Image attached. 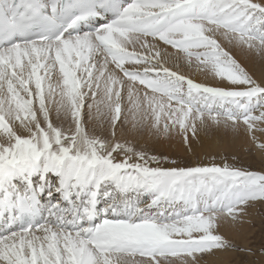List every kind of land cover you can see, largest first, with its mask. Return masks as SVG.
Returning <instances> with one entry per match:
<instances>
[{
    "label": "snow or ice",
    "instance_id": "1",
    "mask_svg": "<svg viewBox=\"0 0 264 264\" xmlns=\"http://www.w3.org/2000/svg\"><path fill=\"white\" fill-rule=\"evenodd\" d=\"M234 51L264 60V0H0V264H227L220 229L264 206V174L136 145L264 134Z\"/></svg>",
    "mask_w": 264,
    "mask_h": 264
},
{
    "label": "rangeland",
    "instance_id": "2",
    "mask_svg": "<svg viewBox=\"0 0 264 264\" xmlns=\"http://www.w3.org/2000/svg\"><path fill=\"white\" fill-rule=\"evenodd\" d=\"M164 47L168 46L160 45L161 51L164 50ZM167 51L175 53V51H169V49ZM233 55L241 64L246 66L245 68L248 69V72L257 82L261 81L258 77L259 67H257V65L264 60L256 55H243L239 51H234ZM194 64L195 62H193V65ZM166 66L173 71H177L179 74L193 79L195 82L221 86L217 83V80H214L211 76L196 71L194 66L190 68L182 59L176 63H174L172 59H169ZM136 67L142 70L143 66ZM54 114L55 112L52 113V116L54 122H56ZM255 114L258 115V113ZM258 127H264V125H258ZM89 130L91 131L90 124ZM243 131H245L243 125H241L236 132H233L231 129H224L223 127L219 129L210 127L206 130H201L199 138L191 140V149L183 145V153L181 150L177 151L176 147L169 145V141L173 139L172 137L168 139H156L157 144L160 145L161 148H153L146 143L142 145L138 144V146L139 148L151 147V150H147L146 148L149 154L156 155L161 159L166 158L169 161L175 160L177 162V165L167 163L165 167L209 166L212 164L223 166L224 164H228L237 169L264 174V149L258 146L264 144V134L256 132L255 139L247 134L251 144L241 143L240 145H234V142L231 141L232 137L234 136L233 138H235L236 135L240 136ZM130 143L133 142L131 141ZM248 214L252 216L251 219L247 220L243 218L244 223L241 226L233 227L238 232L236 237L225 236L240 249L239 251H230L219 255L225 256L227 264H264V206L256 204L255 207L248 209ZM252 253H255V255Z\"/></svg>",
    "mask_w": 264,
    "mask_h": 264
},
{
    "label": "bare ground",
    "instance_id": "3",
    "mask_svg": "<svg viewBox=\"0 0 264 264\" xmlns=\"http://www.w3.org/2000/svg\"><path fill=\"white\" fill-rule=\"evenodd\" d=\"M164 49H169V51H175L174 49H171V48H168V47H164ZM138 51H139V49H137ZM242 66H244L243 64H241ZM244 67H246V66H244ZM257 67H259L258 68V72H259V74H258V77L262 80V79H264V61H262V62H260L258 65H257ZM247 69V68H246ZM248 70V69H247ZM201 74V73H200ZM201 76V75H200ZM199 78V77H198ZM200 79V78H199ZM217 83L218 84H220L221 85V83H220V81L219 80H217ZM221 86H223V87H227V85H221ZM138 87H141L142 88V86H138ZM55 115V114H54ZM241 133V132H240ZM234 137V136H233ZM232 137V139H231V141H233L234 143V145H240L241 143H243V144H251V142L249 141V139H248V137H247V133H246V131H243V133L239 136V135H236L235 136V138H233ZM172 140H170L169 142H170V144H169V142H168V144L169 145H172V146H174V147H176L177 148V151H182V153L184 152V150H183V143H182V141H181V139L178 137V136H172ZM117 139L119 140V142H122V143H124L125 141H123V140H121L119 137H117ZM130 142H131V140H129ZM129 141H127L128 143H130ZM133 142V144L135 143V141H132ZM144 143H146L148 146H152L153 148L154 147H160L161 148V146L160 145H158L157 144V142H156V138H154V137H151V136H146V137H144L141 141H140V143L139 144H144ZM138 148H139V146L138 145H136ZM141 147L140 149H142L143 148V150H146V148H147V150H151V147ZM173 148V147H172ZM162 149H165V148H162ZM146 150V151H147ZM166 150V149H165ZM259 151V150H258ZM147 152H149V151H147ZM245 219H251L252 218V216L250 215V214H247V216H245L244 217ZM234 226H231V224H225L224 226H222L221 227V229H220V231H221V233H223L224 234V236H235L236 237V235H238V232L233 228ZM3 231V229L2 228H0V232H2ZM216 260H220V261H227L226 260V258H225V256H217L216 257Z\"/></svg>",
    "mask_w": 264,
    "mask_h": 264
}]
</instances>
